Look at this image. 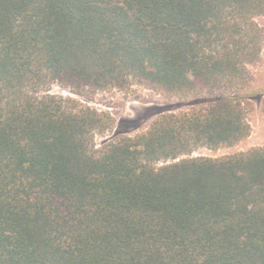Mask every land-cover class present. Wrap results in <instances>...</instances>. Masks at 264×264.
<instances>
[{"label":"trees","instance_id":"obj_1","mask_svg":"<svg viewBox=\"0 0 264 264\" xmlns=\"http://www.w3.org/2000/svg\"><path fill=\"white\" fill-rule=\"evenodd\" d=\"M264 0H0V264H264ZM174 97L130 137L53 86ZM110 136H106L107 134ZM97 138H105L100 144Z\"/></svg>","mask_w":264,"mask_h":264},{"label":"rangeland","instance_id":"obj_2","mask_svg":"<svg viewBox=\"0 0 264 264\" xmlns=\"http://www.w3.org/2000/svg\"><path fill=\"white\" fill-rule=\"evenodd\" d=\"M257 25L264 29V17L255 19ZM252 78V89H264V47L257 63L248 66ZM55 94L64 98H72L98 111L107 112L115 119L116 125L124 122L122 129L128 136L134 137L145 133L154 122L158 114L170 111H184L178 109L180 101L156 90H153L134 79H128L123 84L107 87L103 90L85 89L81 95L72 94V89H62L53 86ZM247 122L250 126L248 138L232 148L216 151L200 149L194 157L218 159L239 153H246L255 148H264V117L262 104L252 101L247 109ZM107 134L106 136H110ZM105 138H97L100 144Z\"/></svg>","mask_w":264,"mask_h":264}]
</instances>
